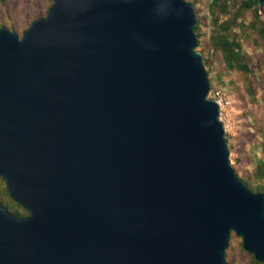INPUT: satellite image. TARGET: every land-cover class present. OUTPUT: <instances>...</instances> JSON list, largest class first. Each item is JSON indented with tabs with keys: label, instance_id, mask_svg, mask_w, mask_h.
Listing matches in <instances>:
<instances>
[{
	"label": "water",
	"instance_id": "obj_1",
	"mask_svg": "<svg viewBox=\"0 0 264 264\" xmlns=\"http://www.w3.org/2000/svg\"><path fill=\"white\" fill-rule=\"evenodd\" d=\"M264 7V0H257ZM184 0H51L0 27V264H264Z\"/></svg>",
	"mask_w": 264,
	"mask_h": 264
},
{
	"label": "rangeland",
	"instance_id": "obj_2",
	"mask_svg": "<svg viewBox=\"0 0 264 264\" xmlns=\"http://www.w3.org/2000/svg\"><path fill=\"white\" fill-rule=\"evenodd\" d=\"M184 1L191 4L194 17L199 22L195 51L203 60L201 64L209 87L206 98L218 102V119L222 124L228 163L235 176L247 183L250 191L260 188L264 192V179L256 180L251 176L255 166L264 160V49L252 43L254 36L248 25L253 20V8L240 10L237 22L241 27L231 29L240 41L251 72L244 75L225 70L219 54L209 47L213 28L207 7L211 0ZM243 1L228 0L229 12L235 13ZM50 4L51 0H0V27L20 37L33 20L44 16ZM259 7L258 19L264 23V7ZM246 88L252 91V96L247 95ZM240 244V239L230 233L224 250L225 264H252V257L241 249Z\"/></svg>",
	"mask_w": 264,
	"mask_h": 264
},
{
	"label": "trees",
	"instance_id": "obj_3",
	"mask_svg": "<svg viewBox=\"0 0 264 264\" xmlns=\"http://www.w3.org/2000/svg\"><path fill=\"white\" fill-rule=\"evenodd\" d=\"M1 2L3 3V1ZM189 5L191 6V4ZM250 8H253L252 9L253 20L249 23L248 27L251 31V34L254 36L252 38V43L264 49V23H260L258 19V15H259L258 9L261 8L257 6V0L243 1L241 3V7L238 8L237 11L233 14H231L228 10V0H211L207 7V12L210 18V25L213 28L208 40L210 49L213 52L219 54L225 70L239 72L244 75H250L251 72L247 66L245 57L242 53L240 41L232 33L231 29L234 28L235 26L241 27V24L237 22L241 14L240 10H244V9L247 10ZM47 9L44 12V16L46 14ZM198 29H199V22L195 18V23L193 24L191 30L196 38L197 43H198L197 39L199 36ZM245 91L247 95L252 96V91L250 89L246 88ZM251 176H253V178L256 180L264 179V160L255 166ZM237 180L240 183H242L247 190L250 191L245 181L238 178ZM262 191L263 190L260 188H254V191L253 192L250 191V192L264 193ZM251 262L252 264H260L253 261L252 258H251Z\"/></svg>",
	"mask_w": 264,
	"mask_h": 264
},
{
	"label": "flooded vegetation",
	"instance_id": "obj_4",
	"mask_svg": "<svg viewBox=\"0 0 264 264\" xmlns=\"http://www.w3.org/2000/svg\"><path fill=\"white\" fill-rule=\"evenodd\" d=\"M0 206L10 215L16 218H25L27 216L26 211L21 208L17 203L9 198L5 184L0 179Z\"/></svg>",
	"mask_w": 264,
	"mask_h": 264
},
{
	"label": "built area",
	"instance_id": "obj_5",
	"mask_svg": "<svg viewBox=\"0 0 264 264\" xmlns=\"http://www.w3.org/2000/svg\"><path fill=\"white\" fill-rule=\"evenodd\" d=\"M214 95L217 96V93H214ZM214 101H215V102L217 103V105H218V102H217L216 100H214Z\"/></svg>",
	"mask_w": 264,
	"mask_h": 264
}]
</instances>
